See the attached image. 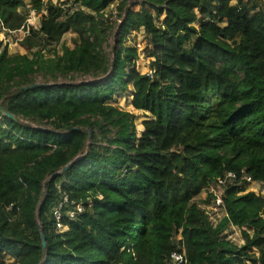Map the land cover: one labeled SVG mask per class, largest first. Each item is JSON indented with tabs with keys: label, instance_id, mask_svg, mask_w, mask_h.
Listing matches in <instances>:
<instances>
[{
	"label": "trees",
	"instance_id": "trees-1",
	"mask_svg": "<svg viewBox=\"0 0 264 264\" xmlns=\"http://www.w3.org/2000/svg\"><path fill=\"white\" fill-rule=\"evenodd\" d=\"M260 2L141 0L135 10L130 0H49L22 40L27 53L0 40V264H167L182 244L192 264H264V194L247 191L248 181L228 184L227 216L216 224L196 201L229 171L264 187ZM112 4L121 21L110 62ZM44 8L0 0V30ZM141 30L151 75L132 63L140 51L128 39ZM38 75L45 81L31 86ZM130 87L134 107L152 115L142 131L112 104ZM65 194L85 211L63 218L61 232L54 210ZM234 226L242 245L229 238Z\"/></svg>",
	"mask_w": 264,
	"mask_h": 264
},
{
	"label": "rangeland",
	"instance_id": "rangeland-1",
	"mask_svg": "<svg viewBox=\"0 0 264 264\" xmlns=\"http://www.w3.org/2000/svg\"><path fill=\"white\" fill-rule=\"evenodd\" d=\"M55 1L60 2V4H62L63 0H55ZM140 1L141 0H130V4L133 6L135 10H137L140 7V4H139ZM245 1H248L249 5H251L252 2L255 0H245ZM258 1L259 3H262L260 2L261 0H258ZM26 2L28 3V6H30V4L32 3V0H26ZM115 6H116L115 4H112L107 11V15H110V22L113 25V31L109 37L108 44L104 46V49L108 55L110 62L113 61V57H114L113 50L116 47L117 40H118V36H117L118 24L121 21L120 18L118 17V12L114 10ZM112 10H114L113 15L110 14ZM164 17L165 15L161 16L160 18H157V22L162 21ZM32 21L36 25V27H38L40 23V17H38V15L34 16ZM75 35L76 34L74 32L66 33V35L64 36V41L67 44L73 46V39ZM8 38L11 40V44L8 43V48L11 53L24 54L28 52L27 46L22 43L23 39L17 41L18 35H14ZM128 42L138 47L140 51L139 59H134L132 61L133 67L136 70V72L138 74H144V73L151 74L152 73L151 61L153 60V58L146 57L144 53V48L148 45V42H149L147 34L144 32V30H141L137 33H133L132 35L129 36ZM91 65L95 67L97 70H99L103 66V60L97 59L95 61H92ZM105 77L106 75L103 73H101L99 77H96L94 75H89V74L88 75H76L75 77H67V78L60 77L58 81L61 83H67V82L78 83V82H83V81L103 80L105 79ZM37 81L38 83H43L45 79L42 76L38 75ZM132 91L133 89L132 87H130L129 90L125 94L115 96L114 100L112 101V104L120 107L122 110L126 111L129 115L134 116L138 130L142 131L144 129L142 125L143 120L146 119L147 116H152V115L149 111L139 110L134 107L132 103ZM249 188L250 190L259 191V189L255 188L253 185H251ZM204 192L196 198V201L199 202L200 204L205 201ZM260 192L264 193V187L260 189ZM212 219L215 220V218H212ZM228 232L230 233L229 238L233 242L237 243L238 245H242L244 243V240L242 237V230L240 228H238L237 226H234L233 229H230ZM6 259H9V258L6 257Z\"/></svg>",
	"mask_w": 264,
	"mask_h": 264
},
{
	"label": "built area",
	"instance_id": "built-area-1",
	"mask_svg": "<svg viewBox=\"0 0 264 264\" xmlns=\"http://www.w3.org/2000/svg\"><path fill=\"white\" fill-rule=\"evenodd\" d=\"M45 8L41 13H38L36 9H31L29 17L27 19V24L23 26L22 28L18 30H10L7 29L4 24L2 23V30H0V40L3 41L4 44H11V40L8 37L18 35L17 41L24 39L27 35L31 33V26L36 25L33 23L32 19L34 16L42 17L43 14H48L47 10V3L49 0H41ZM55 4H60V2H56L55 0H52ZM64 0L62 1L63 5ZM28 4V3H27ZM33 4H30V6ZM40 24V23H39ZM22 35V36H21ZM149 74V73H148ZM152 74V73H151ZM149 74V75H151ZM245 181H248L250 183V186L253 185L255 188H257V182L254 181L250 176L243 175L241 177L238 176L236 172L229 171L224 176L219 177L215 182L211 183L206 189H205V201L211 196V202H203L200 204V206L206 211V213L209 215V218L213 221V223H218L220 219H222L224 216H227V211L225 207V189L228 184H240ZM262 189V186H261ZM247 191H255L250 190V188ZM246 191V192H247ZM258 194H264L259 191H255ZM14 205L13 203L6 205L7 210L13 209ZM1 208V205H0ZM85 211V205L80 202L70 201L69 196L65 194L63 196L62 202L59 204V206L54 210V216L57 222V229L61 232L68 229V225L64 223L63 218H68L70 220H75L81 213ZM212 218H215L213 220ZM176 239L178 241L183 240L182 237V229L179 230V232L176 234ZM9 259H6V262H13L15 259L6 255ZM167 264H192L187 256L184 244L179 246L178 250H175L171 253L168 263Z\"/></svg>",
	"mask_w": 264,
	"mask_h": 264
},
{
	"label": "water",
	"instance_id": "water-1",
	"mask_svg": "<svg viewBox=\"0 0 264 264\" xmlns=\"http://www.w3.org/2000/svg\"><path fill=\"white\" fill-rule=\"evenodd\" d=\"M40 85H41V83H36V84L31 85V86H40ZM26 88H28V87H26ZM7 115H9L10 117L16 119V117L13 114H11V113H7ZM72 163H73V161L71 163L67 164L66 166H64L62 170H66ZM61 171H59L58 173H60ZM257 188L261 189V184L260 183H257ZM41 235H42L43 248H46V246H47L46 237H45L44 233H42Z\"/></svg>",
	"mask_w": 264,
	"mask_h": 264
}]
</instances>
